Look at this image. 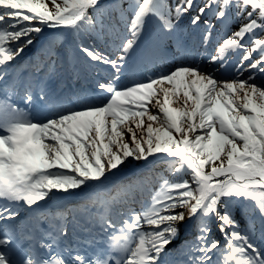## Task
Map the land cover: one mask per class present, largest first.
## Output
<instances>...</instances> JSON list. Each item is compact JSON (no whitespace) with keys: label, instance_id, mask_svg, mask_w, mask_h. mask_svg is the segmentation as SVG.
<instances>
[{"label":"snow or ice","instance_id":"6c2138e0","mask_svg":"<svg viewBox=\"0 0 264 264\" xmlns=\"http://www.w3.org/2000/svg\"><path fill=\"white\" fill-rule=\"evenodd\" d=\"M113 11L119 19L106 23L100 0H0V81H12L0 92V264H165L192 220L196 233L175 264H264V0H181L174 9L167 0H131ZM189 13L191 25H205V43L214 26L202 17L235 19L210 64L224 67L226 55L239 52L236 68L246 65L247 79L221 78L195 60L140 78L128 71L147 19L159 35L140 53L145 60L181 42ZM46 29L70 37L89 66L102 68L94 91L62 98L55 60L39 57L22 79L16 61ZM104 33L113 38L107 53L97 43ZM46 54L57 55L53 41ZM153 161L170 176L159 177L151 202L136 211L131 203L147 180L121 177ZM61 197L82 201L90 225L83 240L69 239L63 222L37 226L52 213L10 223ZM234 203L259 219V237L241 227ZM213 217L223 244L212 236Z\"/></svg>","mask_w":264,"mask_h":264},{"label":"bare ground","instance_id":"6f19581e","mask_svg":"<svg viewBox=\"0 0 264 264\" xmlns=\"http://www.w3.org/2000/svg\"><path fill=\"white\" fill-rule=\"evenodd\" d=\"M103 2H104V4L101 3V6H102L103 11H104L105 21H106V23H108V22H115L116 20L119 19L118 15H116L114 13V11L112 12V10L117 5H122L124 8H127L128 4L131 3V0H103ZM194 4L196 5V2ZM191 14L192 13L185 15L179 23V29H178L179 35L184 30H188V31H186L185 35H183V40L180 39L181 42L179 44L174 43V42H168L166 50H164V51L160 52L159 54L153 56L151 59L145 60V59L141 58L140 53L149 45L150 42L155 41L159 35L158 22L155 20V18L154 19H152V18L147 19L145 26H144V34L140 38L139 48L137 49L136 52H134L132 54V59L129 61V70L128 71L136 72L138 74L137 78L146 77L147 75H150L154 72L166 71L168 68H170V66H172L175 63H181L184 61H193V60L200 62L198 60V56H199V54L201 55L203 52H205V55L202 58L209 57L211 55H215L216 52H215L214 47L218 46V45H216V42L218 39L217 36L213 35L214 36V39H213L212 34H211L209 41L207 43H205L203 38H202L203 33H204L203 29H205V26H203L202 24H199L198 26L192 25V27L187 28L188 26H191V24L189 23V15H191ZM207 15H208V16H206L207 19L212 21V17H211L212 13H208ZM215 28H218V31L220 29V32H221L220 34H222V35L224 32L229 30V28H226V24L224 25V23H222V22H217L215 25ZM212 30H214V29H212ZM212 30H211V32H212ZM49 31L44 32V34L33 45L41 42V44H43L42 46H46L47 42L45 43V41H47V36H48L47 34L52 32L51 30H49ZM215 32H217V31H215ZM211 39H213V40H211ZM53 40H55V39H52V41ZM56 41H58V40H56ZM71 42H72V40L70 38V43H68V44H72ZM97 43L99 44L100 49L107 53V52L111 51V45L113 43V38L111 36H109L107 33H104L101 35V37L99 38ZM33 45L28 50H31ZM60 45H62V43ZM66 47H65V52H70L69 48H66ZM210 47H211V51L207 49ZM171 49L173 50L172 52H170ZM42 50H43V47L40 49L39 52L34 53V57H38L40 54H44V52ZM59 50L60 49H58V52H59ZM194 50L195 51L196 50H202V52H198L197 53L198 55H195V57H191L189 54L194 53L195 52ZM189 51H190V53H189ZM25 53H27V52H25ZM67 54L68 53H65L66 58L64 59L65 60L64 65L66 66V68L67 67L69 68L68 64H69L70 60H72L73 58H72V56H71V58H69ZM80 55L83 56L81 53H80ZM53 59H54V57L52 56L50 58V61ZM41 60H43V59H41ZM79 60H81V59H79ZM238 60H239V55L237 54V52H233L232 56L230 57V59L228 61V65H227V67H229V70H230V67L236 65ZM81 61L83 62V60H81ZM62 63H63V61H62ZM81 67H82V69H80V70L75 69V72H73V77H72L73 79L65 80V82H62V79L60 78L61 76H60V72H59V67L57 66V68H58V79L56 80V82L59 84L58 86H60L63 89H67L69 87H72V89H76L74 87V85H72L74 83L73 82L74 79H80L82 77L83 73L86 72L85 65L81 66ZM148 70H150V71H148ZM32 71H33V69H32ZM74 73H75V75H74ZM230 73L234 74V71L232 72V69H231ZM230 73H226V74H230ZM235 73H236L235 75H233V74L231 75L233 78L240 77L243 79H247L245 77L246 74H244L243 72H235ZM28 76L29 75H26L22 79L26 80L28 78ZM100 76L101 77H99V78H103L105 76V72L102 70V68H100ZM88 80H90V78H86V81H88ZM93 80H95V79H93ZM67 82H69V83H67ZM11 83H12V81H10V82L3 81V83L1 82L0 91H3L6 85L11 86ZM90 86H92V83H90ZM14 90L22 93L23 83H21L20 81H17V87ZM159 170H161L162 172L160 173ZM136 171H137L136 173L122 176L121 181L124 183H127L129 181H134L138 175H143L147 181L152 180V178H154L155 176L159 177V176L170 175L167 172V165L163 161H153V162L149 163L148 165L142 166V168H139ZM162 173H164V174H162ZM154 182H155V179L149 185H147V183H145L142 186V191L138 190L136 192L135 199L131 203L132 208H138V207L141 208L143 206L142 204H144L147 194H149V192H151V189L153 188V186L156 183V182L155 183ZM144 197H145V199H144ZM149 200H151L150 197H149ZM46 202H48V200ZM76 204H77L76 201H74L72 203L70 202V203H67V205H68L67 207L68 208L69 207L74 208ZM78 207L80 208V205ZM59 209L60 210L46 208V209L39 210L38 213L43 212L46 216L48 213H52L53 214L52 217L49 218L48 220L55 219V221L57 222V216L55 214L64 210L61 208H59ZM80 210H77L78 212L76 215L78 217H82L88 223L87 216H85ZM92 212L95 213L96 209H92ZM33 215L31 214V216H29V214L27 215L26 212L21 211L20 215L16 219L12 220L11 221L12 223L11 222L10 223L13 225H20L26 219L31 220V217ZM63 218L66 219L65 223L67 224L69 221L68 215H67V217L64 216ZM114 218L119 219L116 216H114ZM43 220H45V219H43ZM43 220L40 219L41 222H44ZM197 224H198V220L190 221L191 231L189 233L185 232L183 228L181 229V233L184 235L181 237L180 240H178L176 243L172 244L170 247L167 248V254L164 256L165 264H175L173 255L177 254L178 257L180 256L179 255V249L181 248V246L184 242V239L187 238L190 240L193 238V236L197 230ZM45 226L47 228L49 227L48 224H45ZM117 226H119V225H117ZM259 227H260V232H261L260 222H259ZM212 236L215 237L214 234H212Z\"/></svg>","mask_w":264,"mask_h":264},{"label":"rangeland","instance_id":"374dc122","mask_svg":"<svg viewBox=\"0 0 264 264\" xmlns=\"http://www.w3.org/2000/svg\"><path fill=\"white\" fill-rule=\"evenodd\" d=\"M195 2H196V5H202L203 3H204V0H194ZM169 2V3H168ZM194 2V3H195ZM100 3H102V4H104V2H103V0H100ZM167 3H168V5L170 6V7H172V8H174V7H176V5H178L179 3H181V0H167ZM171 3V4H170ZM112 12H113V10H112ZM206 16H208V15H206ZM206 16H204V17H202V20L203 19H207V17ZM211 17H212V21L210 20V23H211V25H213L214 27L212 28V29H214V30H212V32H211V34H212V38H214V36H217V42H216V45H218V40L220 41L226 34H230V32L231 31H234V30H236V28L238 27V24L236 23V21H235V19H233V20H231V21H228V22H225L224 23V25L226 24V28H229V30L228 31H226V32H224L223 33V35L222 34H220L221 32H220V29H219V31H218V28H215V25H216V23L218 22L217 20H216V18L213 16V15H211ZM214 18V19H213ZM152 19H154V18H152ZM153 22V21H152ZM203 26H205L203 23H201ZM229 25V26H228ZM232 25V26H231ZM190 27H192V25L191 26H188L187 28H190ZM203 30H205V29H203ZM45 31H47V29L45 30ZM52 31V30H51ZM186 31H188V30H184L182 33H180V35H179V33H178V35H179V37H180V39H182L183 40V35H185V33H186ZM215 31H217V32H215ZM52 33H53V36H54V38H56V39H59V38H62L64 35L63 34H61V33H56V32H53L52 31ZM220 34V35H219ZM214 35V36H213ZM148 38V37H147ZM54 41V43H55V41L56 40H53ZM60 41V40H59ZM153 41V40H152ZM57 42V41H56ZM192 49V48H191ZM208 50H210L211 51V47L210 48H207ZM214 49H216V46L214 47ZM173 50L171 49L170 50V52H172ZM195 51V50H194ZM198 52H202V50H196L194 53H190V51H189V55L191 56V57H195V55H198L197 53ZM216 54V53H215ZM232 54H233V52H230V53H228L227 55H226V58H225V60H223L222 61V63H223V65H224V67H221L220 66V63H215V64H210V56L209 57H204V58H202L204 55H205V52H203L201 55L199 54V56H198V60L200 61V62H198V61H196L197 63H199L200 65H201V67H203V68H205V69H211L213 72H215L217 75H219L221 78H224V79H232L233 77L231 76L233 73H230L231 72V69H232V72L234 71V74L233 75H235L236 73L235 72H238L237 71V68H236V65L240 62V53L239 52H237V54L239 55V60H238V62L236 63V65H234V66H232V67H230V70H229V67H227V65H228V61H229V59H230V57L232 56ZM202 61V62H201ZM184 62H192V61H184ZM171 67V66H170ZM169 69V68H168ZM167 69V70H168ZM166 70V71H167ZM229 70V71H228ZM226 73H230V74H226ZM243 73L244 74H246L245 75V77L247 78L248 77V75L250 74V71L247 69V66L245 65V70L243 71ZM227 75V76H226ZM259 82V81H258ZM3 83V82H2ZM157 170V169H156ZM159 172L161 173L162 171L161 170H159ZM162 174H164V173H162ZM165 176H170V175H165ZM160 177V176H159ZM156 180V186H157V188L159 187V183H160V181H159V178L157 177V176H155L154 178H152V180H149V181H147V185H149L153 180ZM149 187V186H148ZM156 188V189H157ZM152 194H153V190H152V193L150 194V199H151V196H152ZM149 202H151V200L149 201ZM136 210V209H135ZM232 212H233V215L236 217V219L240 222V224H241V227L243 228L245 225H247L249 228H251V229H253L254 230V232H255V234H256V236L257 237H259L260 235H261V232H260V227H259V219L258 218H254V219H251L250 220V218H249V215L248 214H246V210H245V206H244V204L243 203H234L233 205H232ZM136 211H140V210H136ZM178 211H182V209H178ZM221 212H223V208H221ZM214 219V220H213ZM208 223H209V225H210V227L212 228V234H214L215 235V237L217 238V239H219L220 241H221V244H223L224 243V237H223V235H221L220 233H219V231H218V228H217V222H216V218L214 217V218H212L211 219V221L209 220L208 221ZM213 225H215L216 226V228H213ZM214 226V227H215ZM189 233V232H188ZM186 234V233H185ZM184 234H182L181 233V237L183 236Z\"/></svg>","mask_w":264,"mask_h":264}]
</instances>
